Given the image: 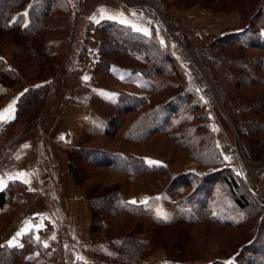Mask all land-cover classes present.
Masks as SVG:
<instances>
[{"label": "rangeland", "instance_id": "1", "mask_svg": "<svg viewBox=\"0 0 264 264\" xmlns=\"http://www.w3.org/2000/svg\"><path fill=\"white\" fill-rule=\"evenodd\" d=\"M200 2H204L206 4L205 7L200 5ZM9 3L7 0H0V8L2 9L0 11L2 13L3 10H7ZM164 3L167 5H165L167 10L171 9L175 13V15L173 13L170 14L168 11L169 15L176 20H178L176 17L177 11H186L191 8H199L203 14L212 17L225 18V20L227 19L226 23L230 21L228 18H234V14L238 16L236 20L232 19L231 25L233 26L225 27L221 30V34L243 28L245 22L255 14L258 2L257 0H164ZM18 4L19 1H15V5ZM241 16L243 18L242 22ZM26 18L28 21V16ZM66 20L68 18L64 14L61 17H54L52 22L58 21L59 23L61 21V26L58 29H62L66 25ZM58 32L60 31H57V35L59 34ZM55 35V33L51 32L46 33L48 37ZM215 37H207L198 44L212 42L219 53L224 56L223 66L217 74V82L225 91V105L228 116L222 115L218 110L210 109L197 89L187 80L185 74V76L182 74L181 84L180 80L174 74H171L164 78L173 82V86L170 84L171 93L175 92L174 89L177 83L179 87L186 89L188 94L186 104L178 103L180 105V108H178L182 113H177L176 117L170 121V125H174L177 122H187L184 137H171L168 133L155 132L138 144H128L123 142L120 137L107 135L105 126L107 119L113 113V102L117 98L115 90H110L109 96L103 98L105 104L94 110L91 116L78 119L72 145L106 148L122 155L143 156L149 163L164 165L170 172L167 178L164 179L160 174L155 175V177L145 175L130 184L128 177L124 173L114 170L100 171L90 165H83L79 157L78 161L75 159L76 164H78L75 166L77 169L76 175L80 183L90 190L91 195L99 199L105 196L107 192L117 188V185H121L120 188H125L127 193H134L137 191V188H135L137 184V187L141 190L147 189L148 180L153 181L155 179V181H158L157 179H161L163 180L164 188L171 184L172 180H175L173 182V195L172 192H169L168 195L162 190L158 191L154 196L148 195V193L145 195V192L138 194L140 195V202L147 203L152 207L158 219L165 220L164 217L169 218L172 216L175 211V202L180 200V196H177L175 192L183 181L181 177L179 178L181 173L200 175L201 173L210 174L211 171L223 169V171L212 175V178L208 179V183L206 182L205 185L212 186L214 200L216 198L218 200L219 197L221 204H227L228 208L236 212L235 223L237 225L242 223L241 226L227 227L214 224L207 220L208 214H203L205 217L202 218V215L198 221L193 223L178 221L169 225H159L152 218L133 216L128 213L111 215L103 212L99 216L105 224L101 227L95 226L93 233L95 238H92L90 233L92 240L102 238L100 240L101 245L97 244V250L105 254L106 260L103 259L100 264H108V262L109 264H134L133 261L130 262L129 260L134 256L138 248H142L140 244L142 240L150 241L149 247L143 248L145 253L149 254L148 258L155 260L152 263L149 262V264H214L215 260L230 262L240 249L246 248L244 245L255 237L258 228L259 230L264 228V210L249 192L246 172L243 169V165L238 163L241 147L245 155L256 164L254 166L255 176L264 180V82L239 88L236 86V79L230 70V62L233 60H237L239 64L242 61L239 58H242V56L251 57L262 53L253 49H240L239 45L225 48L215 42ZM238 38L240 39V36ZM26 42H29V40L21 36L19 47H29V44H25ZM37 53L38 58L44 60L45 54L43 50H37ZM20 59L21 62H19L18 69L22 79L33 81L45 78L48 70L43 68L42 64L39 65L28 57L24 59L23 56H20ZM251 67L253 70L257 69L255 65ZM257 71L258 73L256 74L264 78V70ZM101 82L111 89L145 94L144 87L138 83L129 82L123 78L120 72H114L113 75L107 76V80L105 77L101 78ZM168 94L157 96L154 100L161 102L165 100ZM190 95L194 96L193 99L190 98ZM185 108L186 112H183ZM131 119L132 115L123 117L125 123H128ZM160 121L161 119H156L157 123H160ZM246 133L251 135L246 136ZM184 144L187 150L181 148ZM215 146L220 155V163L208 166L207 164L210 163L208 160L213 159L210 156H213L212 150ZM200 156L201 158L202 156L204 157L203 159L207 164L205 163L203 166L199 164L197 157ZM206 157L209 159H206ZM189 169L197 170L188 172ZM229 173L230 177L235 178L238 182L237 193L245 195L250 203V207L243 208L241 212L234 206L233 197L229 194L224 181V178H226L224 176L229 175ZM197 179L190 178L189 186L184 189L182 197L192 192L196 184H198ZM170 196L174 199H170ZM211 196H208L210 200ZM207 202L211 206V203ZM107 203V201L103 200L99 201L98 204L105 205ZM220 212L221 214L224 212L221 207ZM1 230L2 227L0 228V233L6 231V229ZM125 238L128 240L127 244L119 250ZM8 243L6 242L0 247V264H27V261L20 260V256L15 253V250L10 252L12 248L7 246ZM249 248L251 247H248V253L256 256L253 258L263 260V257L260 256L261 254L251 252ZM252 248L264 250V245H261L260 242H255ZM118 252L120 254L122 252V260L115 258ZM52 253L54 257L51 260L49 259L50 261L47 260L46 262L45 259H41L36 255H33L34 260H37L38 264H57L55 249L51 247L48 255ZM244 260L243 264H252L249 262V258L246 259L244 257Z\"/></svg>", "mask_w": 264, "mask_h": 264}, {"label": "crops", "instance_id": "2", "mask_svg": "<svg viewBox=\"0 0 264 264\" xmlns=\"http://www.w3.org/2000/svg\"><path fill=\"white\" fill-rule=\"evenodd\" d=\"M7 1L10 3L7 5V10H3L5 23L20 25L30 34L36 33L44 25L45 34L47 32L56 34L52 37L45 35L49 49L44 53L52 52L57 58L53 70L47 73L45 78L33 81L24 79L23 82L8 87L0 102V144H2L7 139L5 126L15 120L20 98L40 85H47L46 90L41 89L45 92L41 107L27 123L17 125L15 128L16 133L22 134L14 144L17 169L13 172L0 171V191L11 190L13 183L22 186L19 189V193L22 192V202L18 205L17 212L22 208L25 198L36 188L41 192V198L27 211L21 225L14 227L17 215L8 224L7 246L12 248L10 252L15 250V253L19 254L21 261L26 262L27 259V264L35 261V264H38L33 255L42 259L44 257L42 247L47 246L48 242L54 249L56 231L61 220H65L64 240L69 264H100L103 259L106 260V256L97 250V241L91 239L89 226L91 216L85 190L77 186L70 175L64 146L72 145L78 119L91 116L94 110L104 105L103 98L109 96L110 90H115L117 97L122 92L130 93L109 88L101 82V78L105 77L107 80V76L120 72L123 78L138 83L145 89L146 79L139 73L117 64L112 58V52L122 50L124 47L138 48L144 44L154 50L151 36L157 34L161 44H164V36L151 23L147 14L127 9L117 0H77L82 4L83 11L90 21L88 45L95 48L100 56L94 67L80 62L56 72V66L62 60L69 35L71 13L68 0H51L53 2H49L50 10L46 18L40 0ZM15 1H19V4L15 5ZM168 11L175 15L171 9ZM64 14L68 20L66 25L61 27L62 29H58L61 21L53 23V18ZM234 15V18H228L230 21L226 23L225 18L212 17L203 14L199 8H191L177 11L176 17L185 29L187 40L191 44H198L207 37L222 35L221 30L233 26L232 19L236 20L238 17ZM98 24L110 28L114 24L117 30L103 34L97 28ZM58 30L60 32L57 35ZM261 34L264 37V28L261 29ZM13 47L10 45L8 50L0 53V59L9 68L15 67ZM103 49L109 53H104ZM115 101L113 113L109 118L115 112ZM139 196L129 197L128 200L132 203L135 201L134 204L145 203L140 202ZM147 261L152 263L155 260L148 258Z\"/></svg>", "mask_w": 264, "mask_h": 264}, {"label": "trees", "instance_id": "3", "mask_svg": "<svg viewBox=\"0 0 264 264\" xmlns=\"http://www.w3.org/2000/svg\"><path fill=\"white\" fill-rule=\"evenodd\" d=\"M40 2L45 12L44 18H46L48 17L50 10L49 2L53 1L40 0ZM257 2L258 3L255 14L245 22L243 28H241L239 31L224 32L222 35L217 36L215 39V42L217 44H220L225 48L228 46L239 45L240 49H253L259 52L261 51L262 53L255 54L251 57L242 56V58H239L240 60H242L241 62H239V64L237 63V60H233L232 62H230L231 74L236 79V86L239 88H244L247 86L249 87L252 84H260L264 82V78L256 74L258 73L257 70H264V37L261 34V29L264 28V0H257ZM200 5L205 7L206 4L204 2H200ZM5 19V16L0 11V53L8 50L10 45H13V64L15 67H7L4 64L3 60L0 59V102L3 100L6 89L8 87L17 85L24 81V79L20 77L21 74L18 69L20 65L19 62H21L22 59H20V56H23L24 59L25 57H28L30 60H33L39 65L42 64V67L48 70L47 73L53 70V66L57 61V58L52 52L48 54L44 53V60L38 58L37 50L41 49L44 52L45 50L49 49V45L45 40L46 34L44 25L36 33L30 34L20 25L5 23ZM241 19L242 22V16ZM115 27L116 25L114 24L112 28H110V26L106 27L105 25H97V28H99V31H101V33L103 34L107 32L111 33L113 30L115 32L117 30L115 29ZM119 27L120 30H122V27ZM89 31L90 23L88 29V40ZM21 36L24 37V39L27 38L29 40V42L25 43L27 45L29 44V47H19ZM238 36H240V39H237ZM150 40L154 42V50L149 49L144 44L140 45V47L138 48L124 47L122 50H119L117 52L113 51L111 54L113 55L114 61L117 64L122 65L127 70L139 73L146 79V82L144 83L146 89L145 94L135 95L122 92L117 97L114 103L115 112L109 118L105 128V133L107 135H115L117 137H120L123 142L128 144H138L139 142L146 140L155 132L168 133L169 135H171V137L185 136L184 130L186 128L187 122H177L174 125H170V121L176 117L177 113H182L179 110V104H186L188 98L187 91L186 89L184 90L179 87V85L176 83V87L174 89L175 92L171 93L172 88L170 84L173 86V82L164 79L165 76L174 74V76L180 80L181 84L183 77L182 74L184 75V73L174 63L164 44H161L159 42L157 34H154L153 37L151 36ZM103 51L104 53H109L105 52L104 49ZM253 65H255L257 69L253 70L251 67ZM15 80L16 82H14ZM46 88V84L40 85L39 87L34 88L31 93L27 94L25 97L20 98L17 106V114L15 120L5 126L6 138H9L16 133V127H14L16 124L27 123L35 115L37 110L41 107L45 98V92H42L41 89L46 90ZM165 93H169L165 100L161 102H157L154 100L155 97L164 95ZM193 97V95H190L191 99H193ZM183 112H186V108L183 110ZM126 115H132V119L128 123H125L123 121V117H125ZM157 118L161 119L160 123L156 122ZM250 135L251 134L246 133V136ZM181 148L183 150H187L185 144L182 145ZM64 151L68 156V169L73 181L77 186L85 189V195L88 201L91 216L89 226L92 238H95L93 234L95 226L101 227L105 224L99 216L100 213L103 212L109 213L111 215L128 213L133 216L152 218L155 223L159 225H169L178 221L193 223L198 221V219H200L203 214H208L207 220L217 225L237 227L241 226L242 224L240 223L239 225H237L235 223L236 212L228 208L227 204H221V202H219V197L218 200L217 198L214 200V190L212 186L209 187L205 185L206 182L208 183V179L212 178V175L223 171V169L211 171L210 174L201 173L200 175L186 172L181 173L179 175V178L181 177L183 181L181 182L179 189L175 192L177 196H180V200H176V202L174 201L175 211L173 212L172 216L166 218L165 220H162L156 217L154 210L147 203L134 204L128 199L129 197L138 195L140 192H145V194L148 193V195L150 194L151 196H154L160 190L165 191L166 194L172 192L173 195V182L175 180H172V182H170L171 184H169L165 188L163 186V180L161 179H157L158 181H155V179H153V181L148 180L147 189L141 190L137 187V184V186L135 187L137 188V191L134 193H127L125 188H120L121 185H117V188L107 192L105 196H102L101 199H99L97 197H93L90 190L88 188H85L84 185L80 183L78 176L76 175L77 169L75 166L78 165L76 164V161H78L79 157L80 162L83 165H90L91 167L100 171L114 170L124 173L128 177L127 179L129 183L132 184L136 181V179L145 175H151L155 177V175L157 176L160 174L164 179L167 178L170 172L164 165L149 163L143 156H137L133 154L122 155L119 152L108 150L106 148L67 145L64 146ZM212 154L213 156H210V158L213 159L208 160V162H210L208 164L204 161L203 156L202 158L201 156L197 157V161L202 166L205 163L208 166L219 164L220 155L216 146L212 150ZM206 159L209 158L206 157ZM192 177L193 179L198 178V184H196L191 193H189L185 197H182V195L184 194V189L189 186L190 178ZM224 177H226L224 178V181L229 190V194L233 197V204L236 209L241 212L243 208H249L250 203L246 196L237 193L238 182L235 180V178L230 177V173L229 175L227 174ZM21 188V184L19 185L17 183H13L11 190L8 191L6 189L0 191V228L2 227V230L6 229L7 231V225L18 213V205H21L22 202V192L19 193V189ZM209 195H212L211 200L210 198H208ZM170 199L173 200L174 198H171L170 196ZM103 200L107 201L108 203L105 205H99V201ZM207 201L211 203V206H209ZM220 207L224 210L223 214H221L220 212ZM203 217L205 216L203 215L202 218ZM101 239L102 238L100 237L99 239L97 238V240L94 241H97L96 243L98 245H101ZM250 240L251 241L244 245V247L246 248L240 249L234 255L232 261L224 262L223 260H215L214 264H243L245 261L244 257H246V259L249 258V262H251L252 264H264V250H256L252 248V245L255 242H260L261 245H264V228L261 230H259L258 228L255 237ZM127 241V238L122 241L119 250L125 247ZM149 243L150 241L148 240H142L140 242L142 248H138V250L135 251L134 256L131 257L129 261H133L134 264H149V262L147 261L149 254L145 253V250L143 249L144 247H149ZM49 244L50 242H48L47 246L42 247V253H44L43 259H45L46 262L47 260L54 257V251L52 254L48 255L51 248ZM248 247H251L249 248V251L261 254L260 256L263 257V260L261 261L259 259L257 260V258H253L256 256L255 254L251 255L248 253ZM115 258L122 260V252L121 254L120 252H118ZM25 260L27 261V259ZM32 264L35 263L32 262Z\"/></svg>", "mask_w": 264, "mask_h": 264}, {"label": "built area", "instance_id": "4", "mask_svg": "<svg viewBox=\"0 0 264 264\" xmlns=\"http://www.w3.org/2000/svg\"><path fill=\"white\" fill-rule=\"evenodd\" d=\"M125 8L136 10L148 15L151 23L157 27L164 36V46L167 48L174 63L182 70L187 79L200 93L210 109L228 116L225 105L224 88L217 82V74L223 66L224 56L221 55L212 42L205 44H191L186 39L183 25L172 18L165 6L164 0H117ZM71 22L67 44L62 61L56 66V72L70 68L78 63H85L89 67L97 64L100 54L88 45L89 18L84 13L82 4L77 0H68ZM17 133L0 144V171L13 172L17 169V158L14 144L21 137ZM239 164L246 172V181L249 192L258 201L264 210V180L257 178L254 172L256 165L249 159L240 147ZM197 170V169H196ZM189 169L188 172H195ZM41 198L38 188L24 201L17 214L14 227L17 228L25 219L27 211ZM66 221L61 220L55 234V252L57 264H69L65 247ZM7 231L0 233V247L8 242Z\"/></svg>", "mask_w": 264, "mask_h": 264}, {"label": "snow or ice", "instance_id": "5", "mask_svg": "<svg viewBox=\"0 0 264 264\" xmlns=\"http://www.w3.org/2000/svg\"><path fill=\"white\" fill-rule=\"evenodd\" d=\"M85 79H87L86 77H85ZM226 159H227V157H226ZM133 203H135V201H133ZM165 219H166V217H164Z\"/></svg>", "mask_w": 264, "mask_h": 264}]
</instances>
